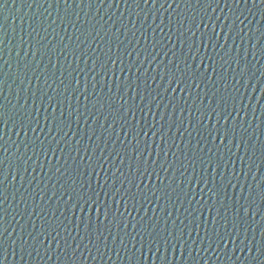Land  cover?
<instances>
[{
	"label": "water",
	"instance_id": "obj_1",
	"mask_svg": "<svg viewBox=\"0 0 264 264\" xmlns=\"http://www.w3.org/2000/svg\"><path fill=\"white\" fill-rule=\"evenodd\" d=\"M160 3H163V7H160ZM248 8H251V4L248 5ZM46 9L47 11H45ZM231 9L230 11V8L225 6V0H220V7L216 9L215 13H211V9H208V11L212 14L213 21L217 16L223 20L225 15L229 19H234L233 12H235V15L243 21V24L237 21L235 31H230L228 28L221 31L219 22H217V35L212 36L213 24L205 17V22L208 23V28L204 30L206 35L202 36L201 31L197 30L195 37L184 39L179 37V32L183 29H180L178 22L183 19L185 27H188L190 19L195 17L197 23H199L200 15H203V9L196 4L188 7L183 0H180L179 6H177V3H172L171 7L168 3H164V0H159V3L150 8L143 5V3H140V6L137 7V3H134L133 0H104L103 4L100 3V0H95L91 4L87 2L80 3L79 0H76L68 8L62 3L57 5L53 0H8L7 8L0 10V35L6 33V36H4L5 47L3 53L0 54V73L4 74L2 78L5 81L2 86V94H0V103L8 105L11 114L14 111L12 105L17 102L16 94L20 89H23V91H20V103L24 104L26 100V107L33 110V116L40 120V126L36 128V134H39L40 139L44 140V148H48L51 141V146L56 151L55 154L48 151L47 156H45L39 141H37L35 149L29 144L27 151L28 155H32V160L28 161L27 164H23L21 162L23 158L17 159L19 154L16 153L15 147L21 145L20 151L23 152L22 141L28 143L29 139L34 138V133L28 130L27 136H25L24 131L18 126L13 127L11 122L2 130L3 139L0 140V144H3L8 151L4 152L0 148V161L3 162L0 168H2L8 179L2 188L4 195L7 196V201L0 207L6 209L4 215L5 227H7L8 232L12 233V236L6 240V246L10 245L12 239L16 240L15 245H10L8 258L4 264H73L74 260L76 264H137V261L139 264H257V261L251 260L250 255L246 256V250L245 252L237 251L236 254H232L231 249L234 245L231 241L221 243L217 247V244L212 242L215 240L214 235L212 241L205 237L206 230L210 235L213 232V218L220 221L217 212L219 211L221 215L224 214V209L220 207V204H224L229 209L228 218L231 220L234 215L235 201L239 200L240 203H244L241 197L248 196L250 191L255 195V203L249 209V216L251 217L253 212L256 213L254 217L248 220L247 224L250 239L253 234L252 228H255L256 242H260L259 225L264 223V201H261L259 188L257 187L258 183L264 184V181H261V177L264 176V162H262L264 93L259 91L258 80L253 78L251 81H245L250 84L248 93L245 96L247 108L242 110L239 116L235 111H232V116L236 117L235 120L226 122L213 113L211 118L205 115L203 126L198 123L201 113L206 114L215 107V103L209 104V98L212 97L215 89H219L215 99H219L220 96L227 98L229 95L224 84L232 81V68L224 63L221 59L222 56L225 60L232 57V66L235 67V57L239 53L241 66L247 63L248 68L255 72V77L264 80V75H261L264 72V55H261V49L264 48V35H261L264 32V16L261 15L258 8L251 9L254 15L249 14L243 3L239 6L231 4ZM241 12H243V15H241ZM48 13H51V15L49 16ZM145 13L149 14L147 21L144 19ZM153 15L156 17L154 22ZM52 21H55V23H52ZM227 23L225 21V24ZM160 28H163V32L160 31ZM170 28L172 29L171 32L169 31ZM240 28H243L244 32L247 33V35L240 33L244 36L243 41H241L240 35H236ZM153 29H156V31L154 32ZM169 35L172 37L171 42L167 41ZM187 36L188 33H185V37ZM208 36H212L211 41H209ZM61 37H63V40H61ZM22 39L23 44L20 43ZM181 40H184L183 45ZM193 40H195V44L192 46V51L196 52V63H200L201 56L204 58V65L200 68V73L203 75H197L196 81H189L193 83L195 90L185 89V92H181L177 88V91L171 93L170 96L165 95V99L160 101L159 107L156 106L155 102L149 104L148 92L151 91L152 95L155 96L157 84H161L162 87L167 86L166 80L160 81L157 73L169 60H175L176 57H180L182 60L181 53H188L189 45L192 44ZM153 44L157 45L155 49ZM213 44H216V48H213ZM220 45H224V47H220ZM109 48L112 49L111 52H109ZM197 48L199 49L198 52ZM168 49L170 51L165 56V51ZM17 51L20 52L19 56L16 55ZM129 52L132 53L131 56L128 55ZM226 52L227 55H225ZM33 53H35V56H33ZM173 53H176V57H173ZM109 56L113 59L119 57V59H117L115 65L107 63L106 67L102 68L101 65L108 61ZM152 56H156L157 60L160 61L159 66H157L156 61H153L152 64L145 61L143 67L137 71L136 65L145 60V57L151 60ZM121 61L123 62L121 63ZM94 62L95 74L89 72ZM189 63H192L191 55H189ZM9 64L11 67L8 66ZM221 64H223V68H221ZM181 68H183V63H181ZM73 69L76 71L74 72ZM145 69H147V72H145ZM76 72L80 73L77 78L80 79L79 87L82 91L74 93L72 87L65 91V85L69 83L71 77L76 76ZM220 74H223L226 80H219L218 76ZM153 75H157L155 82L151 80ZM145 76L148 77V87L144 83ZM137 77L140 79H137ZM21 80H23V83H21ZM29 80H31V83H29ZM60 80L65 83L61 85ZM196 82L200 83L199 88H195ZM128 83L132 84L131 88L127 87ZM93 85H95V88H93ZM253 88H256L255 92L252 91ZM240 90L241 92L245 91L243 87ZM186 92H191V94L186 96ZM33 93H35V96L32 95ZM247 95H251L253 99L249 101ZM48 96L54 97L52 105H55V108L49 106ZM141 96L144 97L143 101H141ZM173 97L175 99H172ZM33 100H35V103H33ZM97 100L100 103H97ZM157 100L159 101V97H157ZM185 100L187 103H185ZM58 101L62 103H58ZM101 104H103V107H101ZM146 104L148 107H145ZM166 104L167 108H165ZM130 106L136 109L135 116L133 118L129 114L125 118L127 119V123H125L124 119L119 117ZM149 107L151 111H149ZM181 107L184 108L182 113L180 112ZM140 108H143L144 111L141 112ZM197 108L200 109L199 112ZM231 109L232 105L229 100V110L231 111ZM35 110H38V113ZM61 112L64 113L63 117L60 116ZM70 113L71 115H69ZM45 116L48 117V121H45ZM53 116L57 119H64L66 123L70 122L71 127L66 126L64 128V131L68 134L65 137V140L68 141L67 145L64 141H61L58 147L50 137L45 139L43 136V132H47L48 127L54 125ZM177 116L184 121V126L180 125ZM114 118L117 122L113 124L112 128H109L108 124ZM17 119H19V116H17ZM189 120L192 121L191 125ZM241 122L244 128H247V132H244L243 128L240 127ZM229 123L235 126L236 129L235 143L240 144L239 149L232 148L231 159H229L230 154L228 152L230 145L227 144V141L221 144L219 140L214 141L208 133V129L220 128L222 131L223 127ZM169 124L172 125L170 130L168 129ZM161 125H164V127L161 128ZM192 125H195V127ZM142 129L143 131H141ZM17 132H19V135H17ZM137 132H140L139 137L136 136ZM144 132H147L148 135L144 136ZM153 132H156L155 136H153ZM161 133H164L163 140L159 139ZM215 135L216 133L213 131V136ZM90 136L91 140L89 139ZM241 137H243V141ZM137 139L140 141L139 146L142 149L145 148V141H147V151L145 152V157L148 159L147 165L143 163L138 165L132 152ZM229 139H232V137H229ZM113 141H116V143L114 144ZM119 141H123L124 144H120ZM164 141H167V143ZM197 141H200L199 145H197ZM105 144H107V148H105ZM245 144L248 145L247 150H245ZM97 145H99V148H105L104 155L111 152L112 156H115L119 152L124 157L122 165H120L119 159L115 161V164L120 165V171H123L129 177V180H139V174L135 171L138 166L141 171L144 167H147L149 171L156 169L159 172L160 179H157L154 172L150 179L145 177V181L140 185L143 194L149 197L151 203L143 200L142 196L137 193L135 206L134 202L129 199L128 210L125 211L123 201L117 205L113 199L105 198L98 182L104 185L105 190L108 189V184L105 182V170H107L110 180L111 171L113 170V165L110 163H106L104 169L97 167L96 171L99 175L91 177L92 187L101 193L100 199L104 201L99 213L94 208L91 211L85 209L83 212L80 209L72 210L70 204L64 205L57 200L62 191L60 185L65 182L70 184L71 180L68 179L67 173L60 176L56 169L59 168L60 172H64L65 168H69L73 175H76L74 171L76 165L72 157H76L78 162H80L79 156H83L87 160L85 147L89 152L94 153L90 163L95 164L96 157L101 155L99 149L96 148ZM125 145H127V149H125ZM77 148L79 149V156L76 153ZM199 148H203L204 151L200 153ZM209 148H211V152L208 151ZM193 150H196V155L201 158L211 157L213 165L211 167L207 164L201 166L199 160H197L195 171H193L191 162L184 158L185 155L193 156ZM33 151L38 153V157L33 155ZM149 152L151 156H149ZM165 153H167V156H165ZM241 156L249 164H251L249 157L252 161H255L250 172L247 167L242 165ZM220 157H223V161H228L226 169L223 162H221L220 168H215V163ZM66 159L67 163H65ZM153 159L156 160L155 164L152 163ZM80 163L81 170H83V162ZM181 164L184 167H181ZM161 165L167 168L168 171H160ZM185 167L187 171H185ZM24 168H27V172L24 171ZM233 169L242 173L241 183L245 184L244 189L241 190L239 184L235 187L228 185L226 189L221 190L220 196H212L209 188L213 186V183L218 185L222 180V177L217 173L223 172V181L227 183L228 175ZM88 171H91V169H88ZM182 172L184 173L183 176H181ZM243 173H247L246 181ZM116 174L119 175L120 172ZM13 176H15L14 180L12 179ZM200 177L207 180V186L203 183H197ZM213 177H215V181ZM189 179L192 180L191 185H188ZM161 180H163V184ZM177 183H179V187ZM235 183V180H233V184ZM169 184L171 188H166L165 185ZM186 185L187 187H185ZM248 185H251V189L248 188ZM127 186L126 181L125 187ZM181 188H184V191L191 188L189 195L195 193L191 200V206H189L188 199L184 197L183 192L180 191ZM201 188L204 192L203 197L200 193ZM172 189H175V191H172ZM41 190L46 192L45 200L40 199L39 192ZM121 190L123 191V189ZM153 191H155L156 196H161L164 191L169 192L174 203L165 201L163 197L157 201L152 195ZM225 191L227 196L224 195ZM133 192H136V189H133ZM178 193L179 198L177 197ZM48 197H51V199H48ZM213 201H217V203L210 210L209 205L213 204ZM104 205H107L113 212L119 207L120 211L124 213V217H126L125 222H130V224L140 221L141 217L144 218L145 223L151 224L155 221L156 216H159L160 223L153 231V236L158 239L160 235H167V232L164 231L165 227L175 235L177 234V228H184L187 225L184 228L185 240L188 242L187 249H192L191 255H189L186 248L178 247L175 254L169 248L167 261H164L159 258L163 252V247H161V253H156V256L148 252L147 236L145 235L144 255L141 256L140 252L136 251L140 248L139 235H137L136 241H130V238L121 231L119 235L124 236L129 249L136 253L135 256L130 260L131 252L120 247L119 257H117L115 251H112L111 253H105L104 257L101 258L92 244L88 243V238L90 234L92 241L98 243L101 254H103L105 251L103 242L96 241V236L99 235L98 228L104 231L105 236L108 235L109 229L105 227L108 220L103 219ZM201 205H204L203 209H201ZM166 211L172 212V217L168 219L167 225L164 223ZM98 215L101 218L100 221L96 219ZM89 216L92 218L93 223L89 232L86 233L84 223H81V221H86ZM149 217H152V221H149ZM109 219H111V215ZM173 220L176 221L175 224H173ZM181 221H183V224L180 223ZM220 223L222 224L223 221H220ZM43 224H51L53 227L60 224L61 228L67 225L72 235L76 237L77 242L80 241L81 236L84 237L81 248L87 245L91 249V254L84 250L83 256L77 253L75 258H71V251L69 250L68 256L60 253L58 258L59 249H57L55 242L52 243L53 250L49 253L51 259H48L47 256L41 259L35 251L32 252L31 257L27 255V252L21 253L19 249L20 236L23 235L27 239V233L32 231L33 225L36 229H40ZM77 224L80 226L79 229L75 227ZM196 224L200 225L199 229L195 228ZM130 230L129 227L128 231ZM219 230L223 232L222 227ZM78 231L79 235H77ZM111 231L113 236L118 234L114 225L111 227ZM197 231L199 236H197ZM189 232H191V239L188 237ZM35 234L33 232V235ZM4 235L7 237L8 233ZM52 235H55V232ZM61 236H67V233L61 231ZM201 238H204L203 245L200 243ZM48 239L51 240V237ZM192 240L196 241L195 245H192ZM69 242L75 247V243L72 242L71 238H69ZM107 242L110 248L119 247V241L117 240L114 244L111 237L108 238ZM210 242L212 243V249L216 251L209 249L207 252L201 251L199 254L195 252L196 247L206 248ZM60 243L63 247V240ZM133 243H135L136 248H132ZM11 247L16 249L15 256L12 255ZM225 251L228 252V255H225ZM40 252L43 256L44 249L41 248ZM153 253H155V246H153ZM21 255H23V259H21ZM229 256H231V259H229ZM260 264H264V261H261Z\"/></svg>",
	"mask_w": 264,
	"mask_h": 264
},
{
	"label": "snow or ice",
	"instance_id": "obj_2",
	"mask_svg": "<svg viewBox=\"0 0 264 264\" xmlns=\"http://www.w3.org/2000/svg\"><path fill=\"white\" fill-rule=\"evenodd\" d=\"M54 3L57 5H60L61 3L65 5L66 8L70 7L73 3L76 2V0H53ZM80 3L87 2L88 4L94 3L95 0H79ZM134 3H137V7L140 6V3H143V5L148 6L149 8L152 6H155L157 3H159V0H133ZM183 2L188 6L192 7L193 4L200 5L203 9V15H200V21L197 23L196 18L192 17L190 19V23L188 27H185L183 23V19H181L179 23L180 29H183V31L179 32V37H183L184 39H190L192 37L196 36L197 30L201 31V35H206V30L208 28V23L205 22V17L208 18L209 22H212V36L217 35L216 33V23L219 22L221 31H223L224 28H228L230 31H235L237 21L239 23L243 24V21L240 20L239 16L235 15V12H233V15L235 16L234 19H229L227 15L224 16L223 20L220 19L219 16L216 17L215 21L212 19V14L215 13L216 9L220 7V0H183ZM100 3L103 4L104 0H100ZM164 3H168L169 7H171L172 3H177V6H179L180 0H164ZM241 3L245 6V8L248 9L249 14L254 15L252 13V8H258V10L261 12V15L264 16V0H225V6H228L231 9V4H235L239 6ZM251 4V8H248V5ZM8 6V0H0V10H3L7 8ZM160 7H163V3H160ZM208 9H211V13H209ZM47 11V9L45 10ZM143 11V10H142ZM223 11V9H221ZM50 16L51 13H48ZM148 13H145V21L148 20ZM241 15H243V12H241ZM246 18V17H245ZM153 22L155 21L156 17L155 15L152 16ZM225 21L228 23L225 24ZM71 22V21H69ZM52 23H55V21H52ZM159 27V25H157ZM119 31V30H117ZM155 32L156 29H153ZM160 31L163 32V28H160ZM169 31L171 32L172 29L170 28ZM185 33H188V36L185 37ZM240 33H244V35H247V33L244 32L243 28L239 29V32L236 33V35H240ZM99 35V33H97ZM261 35H264V32L261 33ZM4 36H6V33L3 35H0V54L3 53L4 45ZM212 36H208L209 41H211ZM79 39V37H77ZM95 39V37H93ZM147 39V37H145ZM241 41H243L244 36L240 35ZM251 39V37H249ZM61 40H63V37H61ZM172 37L169 35L167 37V41L171 42ZM184 40H181V44L183 45ZM218 42V40H217ZM21 44L24 43L23 39L20 42ZM83 43V41H81ZM235 43V41H233ZM195 44V40L192 41V44L189 45L188 53H181L183 59L181 60L180 57H176V53H173V57H176L175 60H169L167 64H164V66L160 69V72L157 73L159 76L160 81H165L167 83L166 87H162L161 84H157V90L156 95L153 96L152 92H148V96L150 97L149 104L152 102L156 103V106L159 107L160 101H163L165 99V95H171V93H174L177 91V88L181 92H185V89L189 90H195L193 88V83L189 81H196L197 75H203L200 73L201 66L204 65V58L203 56L200 57V63H196V52L192 51V46ZM19 47V46H17ZM66 47V46H65ZM157 47L156 44H153V48L155 49ZM163 48V45L161 46ZM220 47H224V45H220ZM213 48H216V44H213ZM229 47V51H230ZM63 52V50H61ZM93 51H95L93 49ZM112 49L109 48V52H111ZM168 51L170 49L165 51V56H167ZM199 49L197 48V52ZM131 52L128 53L129 56H131ZM228 53L226 52L225 55ZM17 56L20 55V52L17 51ZM27 55V53H25ZM139 55V53H137ZM151 55V54H149ZM189 55H191L192 63H189ZM261 55H264V48L261 49ZM33 56H35V53H33ZM117 57L116 59H113L111 56L108 57V61L105 62L104 65H101V67H106L107 63H111L112 65H115L117 63ZM221 59L224 61V63H227L230 68H232V81L226 82L224 84L225 90L229 92V95L227 98L224 96H220L219 99H215L216 93L219 92V89H215L212 93V97L209 98V104L215 103V107L211 109L208 113H201L199 117L198 123L201 124V126L204 125L205 122V115H207L209 118H211L212 114L215 113L218 117H220L222 120L226 122H230L232 120H235L236 117L232 116V111H235L237 113V116L240 115V112L247 108V104H245V96L246 93H248V88L250 87V84L245 81H251L253 78L257 79L259 82V91L261 93H264V80H259L258 77H255V72H252L249 68L247 63H245L243 66H241V57L239 56V53H237V56L235 57V67L232 66V57H229L227 60L224 59V56L221 57ZM147 62L149 64H152L153 61H156L157 66H159L160 61L157 60L156 56H152L151 60H148L147 57H145V60L141 61L137 67V71L141 67H143L144 62ZM123 61H121L122 63ZM7 63V61H5ZM181 63H183V68H181ZM11 67V65H8ZM19 67V65H18ZM221 68H223V64H221ZM237 69H239L237 71ZM131 70V69H129ZM75 72L76 70L73 69ZM123 71V69H121ZM89 72H93L95 74V62L93 63V67L89 69ZM145 72H147V69H145ZM3 73H0V94H2L3 91V84L5 81L3 80ZM26 75V73H25ZM55 75V73H53ZM71 76V74H69ZM80 73L76 72V76L71 77L69 80V83L65 85V91L68 90L69 87H72V91L75 92H81L80 89V79L79 77ZM107 75V73H105ZM157 75L151 76V80L153 82L156 81ZM261 75H264V72L261 73ZM39 79V77H37ZM137 79H140L137 77ZM219 80H226V77L223 74H220L218 76ZM21 83H23V80H21ZM29 83H31V80H29ZM47 83V81H45ZM59 83L63 85L65 82L63 80H60ZM145 86L148 87V77L145 76L144 78ZM215 84V82H213ZM74 85V86H73ZM51 87V85H49ZM87 87V85H85ZM128 88L132 87L131 83L127 84ZM139 87V85H137ZM200 83H195V88H199ZM241 87L245 89L244 92H241ZM93 88H95V85H93ZM20 91H23V89H20L17 92V102L15 105H12V108L14 111L9 112L8 105L0 103V140L3 139V128L7 127L9 122L12 123L13 127H19L21 130L24 131L25 136H27L28 130L34 133V138L29 139L28 143H24L22 141V146L24 148V151L21 152V145H16L15 151L19 155L17 156V159H21V162L23 164H27L28 161L32 160V155H28V147L29 144H31L32 148H36L37 141H39V144L41 146V149L44 152V155L47 156L48 151H52L53 154H55L56 149L51 146V141L49 142L48 148H44V140L40 139V135L36 134V128L40 126V120L33 116L32 111L29 107H26L27 101L25 100L24 104L20 103ZM111 91V89H109ZM253 92L256 91V88L252 89ZM191 92H186L185 95H190ZM35 96V93L32 94ZM207 95V94H206ZM248 100H252L253 97L251 95H247ZM157 97H159V101L157 100ZM123 98V97H121ZM141 101L144 100V97L141 96ZM49 101V106L55 108V105H52V101L54 99L53 96L47 97ZM87 99V97H85ZM172 99H175L173 97ZM259 99V97H257ZM229 100L231 101L232 109L229 110ZM97 103H100L99 100L96 101ZM171 102V101H169ZM9 103H11L9 101ZM33 103H35V100H33ZM58 103H62L58 101ZM185 103L187 101L185 100ZM94 106V105H93ZM71 107V105H69ZM101 107H103V104H101ZM123 107V105H121ZM145 107H148L146 104ZM175 107V106H174ZM165 108H167V104L165 105ZM219 109V111H218ZM141 112L144 111L143 108L139 109ZM38 113V110H35ZM136 109L133 107H129L125 109L123 113L120 114V119H124V122L127 123V119H125L129 114L132 115L134 118ZM149 111H151V108L149 107ZM197 111L199 112L200 109L197 108ZM180 112H184V108H180ZM226 113V114H225ZM71 115V113L69 114ZM82 115V114H81ZM91 115V113H89ZM194 115V114H193ZM17 116H19V119H17ZM60 116L63 117L64 113L61 112ZM163 118V117H162ZM45 121H48V117H44ZM177 119L179 120V123L181 126H184V121L177 116ZM53 122L54 125L48 127L47 132H43V136L45 139L51 138V140H54L56 145L59 147L61 144V141H64L65 145H67L68 141L65 140V137H67V132L64 131V128L71 127L70 122L66 123L64 119H57L55 116H53ZM117 122L116 118L112 120L111 123L108 124L109 128H112L113 124ZM219 122V121H218ZM189 124H192V121L189 120ZM35 125V126H33ZM195 127V125H192ZM103 127V125H101ZM123 127V125H121ZM161 128L164 127V125L160 126ZM172 127L171 124L168 125V129L170 130ZM240 127L243 128L244 132H247V128H244L243 123H240ZM43 131V130H42ZM114 131V129H113ZM143 131V129L141 130ZM213 131H215L216 135L213 136ZM235 126H233L231 123H229L227 126L223 127V130L221 131L220 128L208 129L209 136L212 137V139L219 140L221 144H224L227 141V144L230 145L228 147V152L230 154L229 159H231L232 154V148L235 147L237 149L240 148L239 143H235ZM144 136H147L148 133L144 132ZM153 136L156 135V132L152 133ZM17 135H19V132H17ZM127 136V134L125 133ZM181 135H183L181 133ZM191 135V133H189ZM136 136H140V132L136 133ZM229 137H232V139H229ZM91 140V136L89 137ZM119 140V138H117ZM159 139H164V133H161ZM241 140L243 141V137H241ZM167 143V141H164ZM79 143V141H77ZM115 144L116 141H113ZM120 144H124L123 141H119ZM200 141H197V145H199ZM140 141L136 140L135 147L132 148V152L135 155V158L138 162V165L143 163L144 165H147L148 159L145 157V152L147 151V141H145V148H140ZM227 146V145H226ZM247 144H245V150H247ZM125 149H127V145L124 146ZM0 148L3 149L4 152H7L8 149L3 146V144H0ZM97 149H99L101 155L96 157V163L92 164L90 161L93 159L94 153L89 152L87 147H85V153L87 155V160L83 156H79V149H76L77 156H79V161L83 162V170H81V163L76 160V157H72L74 163H75V173L76 175H73L72 171L69 170V168H65L64 172H60V169L57 168L56 172L60 173V176H64L65 173L68 174V179L71 180V183L68 184L65 182L64 184L60 185V188L62 191L60 192L59 196L57 197V200L60 201L64 205L70 204L71 209H80L81 212H83L85 209H88L89 211L93 210V208L96 210L97 213L101 211V205L104 204V201L100 199L101 193L96 191L92 187L91 177L93 175H99L96 171V168L104 169V165L106 163H110L113 165V170L111 171V179L109 180L107 170H105V182L108 184V189H104L103 184L98 185L103 191V195L105 198L113 199L114 203L119 205L121 201L124 203L125 211L128 210L127 205L129 199H131L134 202H136V194L139 193L142 196V199L145 201H148L151 203V200H149V197L147 195H144L140 185L145 181V177H148L149 179L152 177L153 173H156L157 179H160L159 172L156 169H153L152 171H149L147 167L143 168V171L140 170L139 166L135 169L136 172L139 174V180L133 181L129 180V177L123 173V171H120V165L123 164L124 157L120 155L119 152L116 153L115 156H112L111 152L108 153V155H104L105 148H107V144H105V148H99V145L96 146ZM62 151V149H61ZM204 151L203 148H199V152L202 153ZM209 152H211V148L208 149ZM219 151V148H218ZM33 155H37L38 153L33 151ZM175 155V154H174ZM149 156H151V153L149 152ZM165 156H167V153H165ZM185 160L190 161L191 165L193 166V171H195V165L197 160H199V163L201 166L207 164L209 167L213 165V161L211 157L208 158H201L200 156L196 155V150H193V156H187L185 155ZM59 159V157H57ZM119 159L120 165H116L115 161ZM242 165L244 167H247L249 172L251 171L252 164L255 163V161L251 160V157H249V160L251 161V164H249L247 161L244 160V157H240ZM221 162H223L225 169L227 168L228 161H223V157H220L218 161L215 163V168H220ZM262 162H264V145H262ZM2 161H0V165H2ZM35 163V161H33ZM65 163H67V159L65 160ZM152 163L155 164L156 160L153 159ZM171 166V165H170ZM131 167V166H130ZM181 167H184L183 164H181ZM88 169H91V171H88ZM24 171L27 172V168H24ZM160 171L167 172L168 169L164 168L163 165H161ZM185 171H187V168L185 167ZM207 171V169H205ZM120 172L119 175L116 173ZM184 173H181V176H183ZM217 175H220L222 177V180L217 185L213 183V186L209 188V192L212 193V196H220V192L223 189H226L228 185H232L235 187L237 184L240 185L241 190L244 189L245 184L241 183V172H236L235 169L229 173L227 178V183H224L223 172H218ZM244 180L246 181L247 173H243ZM8 179V177L4 174L2 168H0V205H3L7 201V196L4 195V192L2 190L5 181ZM12 179H15V176L12 177ZM50 179V178H49ZM213 180L215 181V177H213ZM233 180H235V184H233ZM127 181L128 186L125 187V182ZM261 181H264V176L261 177ZM175 182V181H174ZM161 183L163 184V180H161ZM197 183H203L205 186H207V180L204 177H200L197 180ZM192 184V180H188V185ZM177 186L179 187V183H177ZM166 188H171V185H165ZM187 187V185L185 186ZM257 187L259 188V196L261 201H264V184L258 183ZM248 188L251 189V185H248ZM123 189V191L121 190ZM133 189H136V192H133ZM172 191H175V189H172ZM181 192H183L184 197L188 199L189 206H191V200L195 196V193L191 192V188L188 189V191H184V188L180 189ZM111 193V195H109ZM201 196L203 197L204 192L203 188L200 189ZM153 197L159 201L162 197L165 201L174 203L171 200V194L167 191H164L161 193V196H156L155 191L152 192ZM224 195L227 196V192H224ZM39 196L41 200H45L46 192L44 190H41L39 192ZM177 197L179 198V193L177 194ZM251 197V199H249ZM48 199H51V197H48ZM241 199L244 200V203H240L239 200L235 201L234 205V215L232 216V219L229 220L228 213L229 209L225 207L224 204H220V207L224 209V214L221 215L220 212H217V215L220 216V221H223L221 224L220 221H216L215 218H213V232L210 235L209 232L205 231V237H207L210 241H212V236H215V240L212 241L217 244V247L221 243H224L226 241H231V243L234 245V247L231 249L232 254H236L237 251L239 252H245L246 250V256L250 255L251 260L257 261V264H260L261 261H264V223H261L259 225L260 233H261V240L259 243L256 242L255 237V228H252V237L251 239L248 236L249 227L247 226L248 220L251 219V217H254L256 213H252L251 217L249 216V209L251 206L255 203V195L250 191L248 196H243ZM199 203V201H197ZM217 201H213V204L209 205V209L211 210L212 207L215 206ZM247 205V206H246ZM204 205H201V209H203ZM195 211V209H193ZM6 214V209L0 207V264H4L5 260L8 258L10 245H15L16 240L12 239L10 241V245L6 246V240L8 237L12 236V233L8 232L7 227H5V221H4V215ZM39 215V214H37ZM46 215V213H45ZM55 215V213H53ZM111 215V219H109V216ZM131 215V213H129ZM155 215V212H154ZM191 215V213H190ZM172 217V212L166 211L165 217H164V223L167 225L168 219ZM97 221H100V216H97ZM103 219L108 220V224L105 226L109 229L108 235H104V231L102 229H97L99 232V235L96 236V241L103 242L104 246V253L101 254L100 247L98 243H94L91 239V235L89 234L88 243L92 244V246L96 249V252L98 255L101 256V258L104 257L105 253H111L112 251H115L117 257L120 256V247H123L124 249H127L128 252H131V256L129 259L131 260L132 257L135 256V252L131 251L129 249L128 243L125 242L124 236H120L119 232L123 231L126 236L130 238V241H136L137 235L140 237V248L136 249L137 252H140V255L143 256V248L145 247L144 241H145V235L147 236V244H148V252L152 253L153 256H156V253H161V247H163V252L160 254V259L167 261V253L169 248H171L172 253L175 254L178 247L186 248L187 249V240H185V231L184 228L187 227V225L184 226V228H177L176 233L173 234V232H169L167 230V227L164 228V231L167 232V235H160V238L158 239L156 236H153V231L157 228V226L160 223L159 216H156L155 221H153L151 224L145 223L144 218L141 217L140 221H137L136 223L125 222L126 217H124V213L120 211V208L117 207L115 211L113 212L110 208H108L107 205H104V211H103ZM149 221H152V217L148 218ZM173 224L176 223L175 220L172 221ZM81 223H84L85 226V232L88 233L89 229L93 223L92 218L89 216L85 220H82ZM183 224V221L180 222ZM115 226L117 229L118 234L116 236L112 235L111 227ZM122 226V227H121ZM77 229H79V224L75 225ZM129 227L131 228L130 231H128ZM200 225L196 224L195 228L199 229ZM223 228V232H221L219 229ZM60 229V230H58ZM61 231H64L67 233V236H61ZM33 232L36 234L33 235ZM53 232H55V235H52ZM5 233H8V236L5 237ZM77 235H79V231L77 232ZM28 238L26 239L23 235L20 236V244L19 249L21 253L27 252V255L29 257L32 256V252L35 251L37 253V256L43 259L45 256L48 257V259H51V256L49 253L53 250L51 245L53 242H55L57 249H59L58 252V258L59 254L63 253L65 256L69 255V250L71 251V258H75L77 253L80 254V256H83L84 250H87L89 254H91V249L88 248L87 245L84 246V248H81V242H83L84 237H80V241H76V237L72 235V232L70 229H68L67 225H64L63 228H61L60 224H56L55 227H53L51 224H43L40 229H36L35 225H33L32 231H29L27 233ZM197 236H199V232L197 231ZM51 237V240L48 238ZM112 238V242L115 244L116 241H119V247L113 249L110 248L108 245V238ZM189 239H191V232L188 233ZM69 238H71L72 242L75 243V247L72 246V243L69 242ZM103 238V239H102ZM63 240V247H61L60 241ZM175 241V243H173ZM47 242V243H46ZM201 245L204 243V238L200 239ZM196 241L192 240V245H195ZM153 246H155V253H153ZM44 249V255L41 256L40 249ZM132 248H136L135 243L132 244ZM30 249V251H29ZM209 249H212V243L210 242L206 248L202 247H196L195 252L199 254L201 251L207 252ZM189 251V255H191L192 249H187ZM213 251H216L215 249H212ZM12 255H16V249L15 247H11ZM183 253L181 252V255ZM219 255V253H217ZM225 255H228V252L225 251ZM94 258V257H93ZM110 258V257H109ZM21 259H23V255H21ZM229 259H231V256H229ZM73 264H76L75 260L73 261ZM137 264L139 262L137 261Z\"/></svg>",
	"mask_w": 264,
	"mask_h": 264
}]
</instances>
